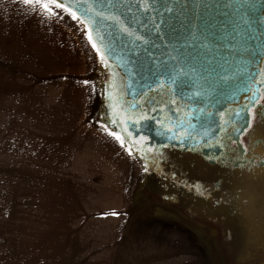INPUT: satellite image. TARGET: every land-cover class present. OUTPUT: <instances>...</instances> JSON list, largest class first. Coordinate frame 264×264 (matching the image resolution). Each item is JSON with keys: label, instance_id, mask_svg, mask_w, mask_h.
I'll use <instances>...</instances> for the list:
<instances>
[{"label": "rangeland", "instance_id": "1", "mask_svg": "<svg viewBox=\"0 0 264 264\" xmlns=\"http://www.w3.org/2000/svg\"><path fill=\"white\" fill-rule=\"evenodd\" d=\"M62 15L66 28L62 46L58 45L62 51L1 38L0 264H157L152 254L163 255L168 247H154L150 242L154 234L142 237L144 226L175 218L160 209H137L136 185L131 204L117 213L109 237L99 212L88 216L84 211L82 180L71 177L74 154L85 148L74 144L75 132L89 125L107 131L92 118L91 73L99 53L83 25L65 11ZM28 159L33 164L28 165ZM39 177L57 186L40 188ZM74 190L80 193L82 210L70 206L80 201L79 195L69 194ZM180 225L192 246L182 242L185 237H180L179 229L174 231L177 264H184L179 251L191 247L192 264H220L212 245L195 228ZM88 231L95 236L88 238Z\"/></svg>", "mask_w": 264, "mask_h": 264}, {"label": "flooded vegetation", "instance_id": "2", "mask_svg": "<svg viewBox=\"0 0 264 264\" xmlns=\"http://www.w3.org/2000/svg\"><path fill=\"white\" fill-rule=\"evenodd\" d=\"M96 61L92 118L119 136L139 165L136 208L163 210L195 228L220 264H264V47L248 92L208 110L201 126L194 103L170 87L157 85L129 97L120 70L100 54ZM257 89L261 99L251 128L243 133ZM182 122L176 139L162 142L159 130L173 134Z\"/></svg>", "mask_w": 264, "mask_h": 264}, {"label": "water", "instance_id": "3", "mask_svg": "<svg viewBox=\"0 0 264 264\" xmlns=\"http://www.w3.org/2000/svg\"><path fill=\"white\" fill-rule=\"evenodd\" d=\"M57 3L75 14L98 53L120 70L129 97L166 85L194 103L192 110L201 117L198 126L208 110L217 111L248 92L253 64L264 47V0ZM261 95L257 89L250 99L243 133L251 128ZM182 128L184 122L173 134L160 129L162 142H173Z\"/></svg>", "mask_w": 264, "mask_h": 264}, {"label": "crops", "instance_id": "4", "mask_svg": "<svg viewBox=\"0 0 264 264\" xmlns=\"http://www.w3.org/2000/svg\"><path fill=\"white\" fill-rule=\"evenodd\" d=\"M48 7L51 11L45 10L36 3H24V0H0V44L2 36H5L14 43L36 45L43 51H62L58 49V45L62 46L61 40H64L66 34L62 12L65 11L70 15L72 13L55 5L48 4ZM45 45L50 46L45 48ZM107 133L91 125L78 133L75 132L74 144L79 143L85 148L74 154L73 169L75 171L71 177L73 180H82L79 184L83 187L82 195L86 196L84 211L88 216L90 212H99V218L105 219L107 233L111 237L115 229L114 221L118 218L117 213H122L124 207L131 204L141 171L136 160L120 142L111 133L108 131ZM30 162L33 164L28 159V165ZM39 179L41 180L38 186L40 188L57 186L53 180L48 183L44 177ZM74 191L69 194L79 195L80 198L79 191ZM95 205L98 207L94 211ZM70 206L82 210L81 198L79 203L70 204ZM164 218L158 219L159 221L153 225L146 224L142 237L154 234L153 240L150 241L154 243V247H168V251H164L163 255L152 254L154 261H158L157 264H177L178 251L175 248L177 236L174 231L177 233L179 229L180 237H185L182 241L185 244L188 242L192 246V239L184 232L183 235L181 234L184 227L180 223L174 219ZM155 227L161 229L160 233L153 231L152 228ZM104 233L106 234V230ZM91 236H95L94 231L87 232V237L91 238ZM84 242L90 243L89 240ZM192 253V247L188 251H179V258L184 264H192Z\"/></svg>", "mask_w": 264, "mask_h": 264}, {"label": "snow or ice", "instance_id": "5", "mask_svg": "<svg viewBox=\"0 0 264 264\" xmlns=\"http://www.w3.org/2000/svg\"><path fill=\"white\" fill-rule=\"evenodd\" d=\"M50 3H55L57 7H63L62 4L57 3V0H48ZM24 3H36L39 4L41 7L45 8L47 11H51V9L48 7V3L45 2V0H24ZM73 18H75V14L73 13ZM117 139H120L119 136L116 137Z\"/></svg>", "mask_w": 264, "mask_h": 264}, {"label": "trees", "instance_id": "6", "mask_svg": "<svg viewBox=\"0 0 264 264\" xmlns=\"http://www.w3.org/2000/svg\"><path fill=\"white\" fill-rule=\"evenodd\" d=\"M47 2H48V0H47ZM48 4H51V5H54L55 3H50V2H48ZM63 8V7H62ZM65 9V8H64ZM84 27V26H83ZM85 29H86V31H87V33L89 34V31H88V29L86 28V27H84Z\"/></svg>", "mask_w": 264, "mask_h": 264}]
</instances>
